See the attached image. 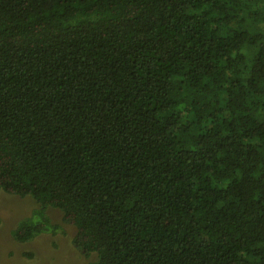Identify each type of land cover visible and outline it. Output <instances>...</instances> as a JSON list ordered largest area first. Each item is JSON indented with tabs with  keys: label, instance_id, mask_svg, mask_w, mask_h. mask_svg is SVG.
<instances>
[{
	"label": "trees",
	"instance_id": "16d2710c",
	"mask_svg": "<svg viewBox=\"0 0 264 264\" xmlns=\"http://www.w3.org/2000/svg\"><path fill=\"white\" fill-rule=\"evenodd\" d=\"M263 22L264 0H0V192L38 203L14 238L264 264Z\"/></svg>",
	"mask_w": 264,
	"mask_h": 264
},
{
	"label": "rangeland",
	"instance_id": "374dc122",
	"mask_svg": "<svg viewBox=\"0 0 264 264\" xmlns=\"http://www.w3.org/2000/svg\"><path fill=\"white\" fill-rule=\"evenodd\" d=\"M264 23V22H263ZM38 207L30 196L0 192V264H92L96 256L87 257L73 245L75 229L62 224L59 210L48 208L47 213L63 230L57 234H38L27 241H18L13 230Z\"/></svg>",
	"mask_w": 264,
	"mask_h": 264
}]
</instances>
